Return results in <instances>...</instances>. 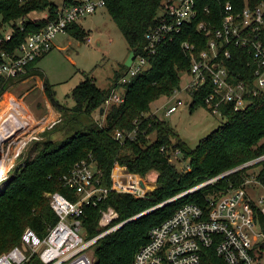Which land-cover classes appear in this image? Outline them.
<instances>
[{"label": "trees", "instance_id": "obj_1", "mask_svg": "<svg viewBox=\"0 0 264 264\" xmlns=\"http://www.w3.org/2000/svg\"><path fill=\"white\" fill-rule=\"evenodd\" d=\"M227 1L238 11L245 3L256 5L259 2L201 0V5L207 6L209 14H215V19L203 14L200 18L218 24ZM64 4L75 5L78 2L63 0ZM160 4L161 0H104V8L122 32L129 52L132 50L134 55L147 59L146 69L124 84L117 82L128 69L124 64L106 87L97 86L95 80L85 74L69 94L73 105L62 106L54 98L52 84L37 65L46 53L29 63L26 71L17 78L0 79L1 97L17 80L40 76L42 91L63 119V125L56 128L63 135L56 139L35 140L28 147L23 161L9 170L0 183V253L20 242L24 228L30 227L43 236L53 226L57 216L49 205L47 193L58 191L72 201L77 199L73 189L63 186L61 177L82 160L94 161L98 172L96 176L103 186L110 185L111 174L117 164L155 182V188L143 197L108 191L96 205H85L83 208L82 225L87 237H93L108 227L99 225L101 212L107 207L117 213V218L109 226L126 221L103 234L93 245V264H132L135 253L146 243L152 226L167 219L184 203L204 204L208 195L219 193L231 184L238 185L245 170L232 172L195 191L178 195L264 153V91L251 97L245 110L224 107L222 118L225 121L201 138L194 148L180 139L165 120L152 113L151 103L170 96L174 89L180 88L181 75L188 73L190 59L181 42L187 40L194 43L199 50L206 44V38L195 30V25L189 24L172 40L157 46L154 53H149L145 35L158 24ZM57 8L52 0H0V48L10 52L16 50L28 35L56 18ZM34 11L45 12L47 17H29ZM67 25L69 36L80 42L86 41L89 31L79 22ZM8 27L12 29V34L5 41L2 37ZM230 49L233 55L243 52L237 47ZM244 60L234 65L232 62L236 60L231 59L229 67L235 80L245 79L242 76L246 70ZM118 87L124 89L123 101L104 106L106 98ZM209 90L201 88L192 94L190 110L198 105L205 106L202 97ZM117 130L124 135L132 130L135 132L132 139L120 140L114 138ZM171 151L182 154V159L186 161L182 170L170 161Z\"/></svg>", "mask_w": 264, "mask_h": 264}, {"label": "built area", "instance_id": "obj_2", "mask_svg": "<svg viewBox=\"0 0 264 264\" xmlns=\"http://www.w3.org/2000/svg\"><path fill=\"white\" fill-rule=\"evenodd\" d=\"M76 1L78 4L59 6L56 18L28 35L13 52L0 48V79L17 78L23 74L36 57L49 52L56 35L66 33L68 23L79 22L104 7V0ZM208 10L207 6L201 5V0H161L158 24L145 35L149 53L172 40L185 25L194 24L195 30L206 38L205 47L200 50L187 40L181 42L190 59L188 79L183 87L174 89L166 97L167 102L160 108L165 109V115L177 111L183 103L179 98L181 92L187 93L192 102L196 90L209 88L202 97L203 103L211 114L222 117L224 107L245 110L251 97L264 91V0H259L256 5L245 3L239 11L227 1L218 24L200 18L203 14L215 19V14H209ZM43 17L46 18L47 14ZM11 34L12 29L8 27L3 40H9ZM231 47L243 52L233 55ZM134 56L118 84L126 83L146 69L147 59ZM231 59L236 60L232 62L234 65L245 59L246 70L242 73L245 79L235 80L229 67ZM123 95L124 89L121 92L113 90L104 106L122 102ZM170 101L172 103L167 104ZM10 109L9 120L0 118V133L6 131L0 145L8 141L10 145L18 144L21 149L26 140L19 131L27 128L30 121L19 118L21 112L17 114L15 105ZM134 132L124 135L117 130L114 138L132 139ZM239 170H245V174L238 185L231 184L219 193L208 195L204 204L184 203L167 219L152 226L146 243L139 247L132 264H264V153L199 183L187 192ZM118 171L117 164L107 187L100 185L94 161L75 163L61 181L64 187L75 191L77 199L72 201L58 191L47 193L49 205L57 216L56 222L43 236L30 227L24 228L20 242L0 253V264H93V245L120 223L109 226L117 218V213L107 207L101 212L99 225L108 227L93 237H87L82 225L85 205H96L108 191L127 192L137 197L147 194V179L143 180L138 173L123 170L118 174Z\"/></svg>", "mask_w": 264, "mask_h": 264}, {"label": "rangeland", "instance_id": "obj_3", "mask_svg": "<svg viewBox=\"0 0 264 264\" xmlns=\"http://www.w3.org/2000/svg\"><path fill=\"white\" fill-rule=\"evenodd\" d=\"M52 1L58 5L62 2V0ZM43 13L45 14V12L34 11L29 17H38ZM80 25L89 31L86 41L80 42L67 34H58L52 39L55 46L38 62L43 75L49 84H52L55 100L65 107L73 105V99L69 94L71 89L82 81L85 74L92 77L97 86L106 87L112 83L115 72L122 69L129 53L122 32L117 24L112 21L106 8L100 7L96 13L86 16L81 20ZM187 79L188 76L182 74L179 87H183ZM116 89H119V92L123 90L121 87ZM179 98L183 100V103L179 105L177 111L170 115H165V109H160L167 102L165 96L151 103V111L158 119L165 120L177 136L183 139L190 148H194L201 138L223 123L225 119L217 114H211L203 105H198L190 110V97L185 92H181ZM12 100L17 101L19 105L21 104V106L14 104L16 108H21L19 118L23 121L28 118L30 125L19 131L22 139L26 140V144L21 149L18 148V144L10 145L8 141L0 145V162L8 167L6 174L0 179V183L7 176L9 170L23 161L28 147L35 140L56 139L63 135L60 130H56L63 125V119H60V112L49 103L44 91H42V78L40 76L17 80L16 84L4 91L0 97V118L11 113ZM170 103L172 101L167 104ZM95 118H97L96 115ZM1 134L3 137L6 133ZM151 137L154 138L153 135ZM19 149L20 152L16 155ZM170 161L179 170L185 167L186 161L182 159V154L178 151H171ZM118 169V174L123 170L128 171L125 166L119 164ZM141 177L143 180L146 179V176ZM147 187L146 190L149 193L155 188V182L149 181ZM183 193L190 192L185 191Z\"/></svg>", "mask_w": 264, "mask_h": 264}, {"label": "water", "instance_id": "obj_4", "mask_svg": "<svg viewBox=\"0 0 264 264\" xmlns=\"http://www.w3.org/2000/svg\"><path fill=\"white\" fill-rule=\"evenodd\" d=\"M133 55H134L133 51L130 50V52L128 53V57L126 58V60H125V62H124V65H125L126 67H129V66H130V64H131V62H132V59L134 58ZM166 203H167V202H166ZM166 203H164V204H166ZM161 205H163V204H161ZM158 206H160V205H158ZM158 206L152 207V208H150V210L145 211V212H143V213H140V214H138V215H141V214H144V213H146V212H149V211H151V209L156 208V207H158ZM134 217H135V216H134ZM129 220H132V219H129ZM124 222H126V221H124ZM124 222L120 223L119 225L123 224ZM119 225H118V226H119Z\"/></svg>", "mask_w": 264, "mask_h": 264}, {"label": "crops", "instance_id": "obj_5", "mask_svg": "<svg viewBox=\"0 0 264 264\" xmlns=\"http://www.w3.org/2000/svg\"><path fill=\"white\" fill-rule=\"evenodd\" d=\"M56 4H57V3H56ZM62 4H63V0H62L61 4H59V5L57 4V6L59 7V6H61ZM95 13H96V12H95ZM44 15H45V14L43 13V15L38 16V17H33V18H41V17H43ZM84 18H85V17H84ZM82 19H83V18H82ZM82 19H80L79 23L81 22ZM64 34H67V35H68L67 32L64 33ZM64 34H63V35H64ZM88 39H89V38H88ZM54 46H55V44L53 45V47H54ZM53 47H52V48H53ZM52 48H51V49H52ZM59 48H60V49H63V48H61V47H59ZM51 49H50V50H51ZM50 50H49V51H50ZM46 54H47V53H46ZM37 65H38V64H37ZM38 68H39V66H38ZM39 69H40V68H39ZM41 71H42V70H41ZM14 104H15V105H17V104L19 105V103H18L17 101H13V100H12V101H11V106L14 105ZM22 109H23V108H22ZM24 111H25V109H24ZM16 112H17V114H18V112H21V108H18V110H17ZM1 133H4V132L2 131ZM1 133H0V140L2 139V135H3V134H1ZM5 133H6V132H5Z\"/></svg>", "mask_w": 264, "mask_h": 264}, {"label": "bare ground", "instance_id": "obj_6", "mask_svg": "<svg viewBox=\"0 0 264 264\" xmlns=\"http://www.w3.org/2000/svg\"><path fill=\"white\" fill-rule=\"evenodd\" d=\"M3 118V120L4 119H6V120H9V115L7 114L6 116H4V117H2ZM1 118V119H2ZM11 120V119H10ZM5 126H3V128H4ZM3 132H6V131H3ZM6 165H4V164H2L1 162H0V179H2L3 178V176L6 174L5 172H6V170H7V168L8 167H5Z\"/></svg>", "mask_w": 264, "mask_h": 264}]
</instances>
